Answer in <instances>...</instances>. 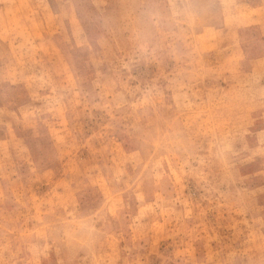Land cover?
Segmentation results:
<instances>
[{
	"label": "rangeland",
	"instance_id": "obj_1",
	"mask_svg": "<svg viewBox=\"0 0 264 264\" xmlns=\"http://www.w3.org/2000/svg\"><path fill=\"white\" fill-rule=\"evenodd\" d=\"M0 264H264V0H0Z\"/></svg>",
	"mask_w": 264,
	"mask_h": 264
}]
</instances>
